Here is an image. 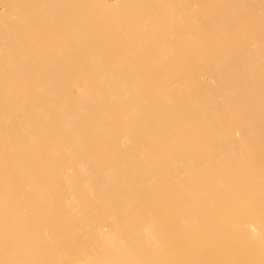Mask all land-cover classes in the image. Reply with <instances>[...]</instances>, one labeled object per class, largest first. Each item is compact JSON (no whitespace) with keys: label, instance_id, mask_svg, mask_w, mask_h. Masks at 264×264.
<instances>
[{"label":"bare ground","instance_id":"1","mask_svg":"<svg viewBox=\"0 0 264 264\" xmlns=\"http://www.w3.org/2000/svg\"><path fill=\"white\" fill-rule=\"evenodd\" d=\"M107 3L0 0V264H179L175 251L188 253L183 247L194 243L203 244L201 258L217 257L208 264H226L240 249L237 264H250L264 253L243 242L258 228L245 225L255 211L229 197L246 186L247 161L264 169V80L249 73L264 70V0H243L240 22L250 35L228 32L231 48L214 51L220 35L202 25L206 52L223 64L202 60L188 92L182 73L156 82L153 67L133 60V72L145 69L141 77L149 78L137 82L131 63L109 62L108 47L136 29L124 17L98 19ZM177 3L149 8L164 20L182 13ZM224 20L214 13L206 23ZM179 34L166 33L159 56L174 55ZM46 36L60 44L43 47ZM239 67L263 88L250 95L245 81L225 87L234 74L219 69ZM229 92L244 96L222 105ZM216 193L227 202L214 205Z\"/></svg>","mask_w":264,"mask_h":264},{"label":"rangeland","instance_id":"2","mask_svg":"<svg viewBox=\"0 0 264 264\" xmlns=\"http://www.w3.org/2000/svg\"><path fill=\"white\" fill-rule=\"evenodd\" d=\"M127 1L130 2L131 5L128 4ZM177 1H179L180 4L177 3ZM125 2L127 3L125 4ZM164 2L165 0H151V1H146V2H143L141 0H135V1L108 0V3L103 6L105 8H102V10L105 9V12L101 10L100 11L101 14L99 15L97 14L98 16L97 18L100 20H103V23L114 24V23L119 22L121 18L124 17L125 18L123 21L124 26L128 24L129 26H133L136 29V31L130 35L132 36L131 38L127 37V39L121 40L119 42V45H116L113 49L108 47L107 52L111 53L109 57L110 63L112 64L131 63L129 65L126 64V66L128 65L127 67H128L130 77L136 76L134 78H137L135 79V81L137 82L147 81L149 80V78L141 77L143 75H146L145 69L140 71L139 73H136L134 71L135 72L134 73L133 72V70H135L134 65L137 67H140L142 64H145V65H149L153 67V70H151V74L149 76L154 77L153 80L156 82H165V81L171 82L173 81V79L174 80L177 79L178 75L183 74L182 76H184V78H182L179 81L181 82L180 86L185 89V92H188L189 88L192 87V85L197 81L196 78L193 77L194 78L193 79L191 76L192 75L197 76L201 72L200 66L203 64L202 60H209L210 62L209 61L207 62L213 65L223 64V62L213 59V56L215 54L212 55L210 53H207L209 52L208 51L209 48L208 46L205 47L206 45H204V43L209 39H207V36H205V29L202 27V25H204L209 30L212 29L213 30L212 32H215L216 34L220 35L218 36V39L213 42V44L209 45V47L213 48L214 51L216 50L219 51L224 46L227 48H231V41L228 42V40L226 39V34L228 32H231L232 37L235 38L239 34V30L243 31V25L241 27V22H240L241 20L244 19V17L241 14V6L243 4V0H170V2H173L174 4L177 3L178 5L177 10H180L179 8H181V10L183 9L182 13L181 14L179 13L178 15H171L170 17H166L164 18V20H162V17L154 16L152 14V8H149V7H156L158 5L164 6L163 5ZM189 6L194 7V12L197 14L193 13L192 8H189ZM127 7H133V9L127 10L126 9ZM225 7H227L226 12H224V9H223ZM88 8L89 7L83 8L84 10L81 9V13H79L80 10H78L77 11L78 13L76 14L84 15L88 13ZM189 10L191 12H189ZM214 13H220V16L225 17V20L215 25L207 24L206 21L208 19H211V17L214 16ZM45 29L46 28L43 26V29L41 32L45 31L46 33L44 32V34L50 36L51 31H49L48 29L46 30ZM187 29L188 31L189 29L190 31H192V32H189V36L186 35L188 34L186 31H185L186 34L184 32V30H187ZM245 30L250 35V29H249L248 23H247V27ZM245 30L242 32V34L245 32ZM172 31H174L176 34L177 32L178 34L184 33V35L188 37L186 38V36L182 34L174 36L175 41H176V42L174 41L175 42L174 47L176 49V52H174V55L166 54V55L159 56L158 55L159 51L163 50L166 45L165 42L162 41V39L167 37L166 33L172 32ZM39 32L40 31H38L37 39L38 41H41L42 36L44 34L39 33ZM242 34H240V37H239L240 39L239 38L236 39V40L239 39V41H236L234 39L235 40L234 42H240L242 38L241 37ZM49 36H46V37L49 38V42L51 43L47 42L43 47L52 48V47L58 46V43L60 44V39L51 40L50 39L51 36L50 37ZM178 36L180 37V40L179 38H177ZM43 37H45V35ZM46 39L44 38L43 39L44 41L42 40V42H46ZM154 39H157V40H154ZM186 40L188 41L186 42ZM146 42H148L149 44L152 43V45L147 48ZM237 45H239V43ZM237 45L232 46V47H237ZM192 48L193 49L195 48L194 49L195 51L193 50L194 52L191 50ZM258 48L261 51V53H264V43L259 42ZM177 50H179L180 52L178 53ZM234 50L235 49L232 48L230 53H232ZM240 50L242 49L237 48L235 52L238 53ZM151 57L154 61H148V59H150ZM133 60L136 62V64L134 65L132 64ZM90 67H91L92 72L93 71L95 73L98 72L96 71L98 68L94 62L90 64ZM108 70H112V69H108ZM221 70L222 69H219V74L223 77H227V76L234 74V77L232 79H223V81L228 84L225 87H232L234 85V82L245 81L246 84L250 86V89H249L250 95H254L256 92H258L259 90L263 88L260 84L253 83L254 81L253 77L252 78L245 77L246 72L243 71L244 70L243 68L239 67L238 73L235 71H232V72L226 71V73H223L221 72ZM130 72L134 73L135 75L133 76V74ZM254 72L258 74V78H263L264 80V70L258 69L256 71H249V73L252 75ZM172 73L173 74L176 73V74L172 75ZM186 74L188 76H186ZM190 74L192 75L190 76ZM187 77L188 79L189 78L190 79L188 80ZM204 78H206V80L209 79L207 73L204 74ZM154 86L156 88L157 84H155ZM174 87L178 88V84H176ZM146 88H149V87L147 86ZM175 90L177 91V89ZM223 95L225 97V100H229V102L225 101V103L222 105L234 104L233 103L234 98L241 99L244 96L243 94L238 93V92H229L228 94H223ZM249 120L251 121L250 118ZM246 163L247 164L249 163V164L248 165L246 164L245 166L246 167V174H245L246 180L244 183L246 184V186L244 187L245 190L243 189L242 191H238V192L235 191L236 193L234 192V194L236 195L233 196L234 195L233 194L229 198L230 200L233 201L234 204L242 206V207H246L248 211L251 210L250 215L252 214L251 213L252 211H255V216H253L252 214L251 217H248L246 221L248 224L246 223L245 225L249 226L250 224L253 223L258 228L257 230L254 231L256 233H252V235L250 234L249 236H246L243 242L245 244L249 243L247 245L249 246L252 245L253 247H255L254 249L264 250V226H263L264 225L263 224L264 223V169L261 167L262 165L261 166L259 165L258 161L257 163L254 161V163L258 164L257 168L254 167L255 164L253 163V161H247ZM230 180L233 183H236L237 179H230ZM214 196H215V199L213 197L212 202L216 206H219L222 203V201H226L227 199V196L224 198V196L219 193H216V195ZM218 210H219L218 213L220 215H226V216L228 215V210L222 211L221 208H218ZM256 217H258V219ZM3 222L4 221H0V225L3 224ZM48 230L49 228L44 229L41 233L47 234ZM169 245L171 246L172 244H169ZM25 246H26V243L23 247ZM172 247L176 248L177 246L173 244ZM202 247H203L202 243H194L191 246H184L183 247L184 251H187L188 253L183 252V251H175V253L178 254L179 256V258H176L175 260L179 262V264H208L210 263L209 261H218L217 257H214V256L210 257L209 260H206L205 258H201L200 248ZM179 248H182V247L179 246ZM238 251L239 253L229 258L230 260H227L226 264H237V262L240 260L241 255H242V250L240 249ZM263 254L264 253H262V255ZM262 255L261 257L259 255L251 256L248 259L249 263L251 264L252 262V264H258V263L264 264V255L263 257ZM252 257L256 260L255 261L256 263L254 262V259ZM223 261H226V260H223ZM245 264H248V262L246 261Z\"/></svg>","mask_w":264,"mask_h":264}]
</instances>
